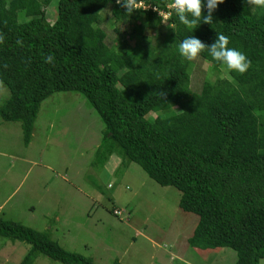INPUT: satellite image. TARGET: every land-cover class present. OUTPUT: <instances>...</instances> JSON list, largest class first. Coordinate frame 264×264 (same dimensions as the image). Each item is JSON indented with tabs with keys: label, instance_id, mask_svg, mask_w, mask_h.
Here are the masks:
<instances>
[{
	"label": "trees",
	"instance_id": "obj_1",
	"mask_svg": "<svg viewBox=\"0 0 264 264\" xmlns=\"http://www.w3.org/2000/svg\"><path fill=\"white\" fill-rule=\"evenodd\" d=\"M52 1L0 0V82L10 93L0 117L18 121L28 143L43 100L81 93L103 123L96 157L113 150V139L150 178L177 188L179 207L198 216L191 247L230 248L232 264L264 263V8L224 0L209 24L202 0V17L189 28L169 7L173 0H138L143 7L131 14L115 0H55L50 23ZM104 13L113 37L101 26ZM217 33L251 66L243 74L229 71L206 47L198 58L211 62L213 79L192 88L195 62L178 46L191 36L210 46ZM0 236L29 245L18 264H33L41 254L62 264H95L49 231L1 216Z\"/></svg>",
	"mask_w": 264,
	"mask_h": 264
},
{
	"label": "rangeland",
	"instance_id": "obj_2",
	"mask_svg": "<svg viewBox=\"0 0 264 264\" xmlns=\"http://www.w3.org/2000/svg\"><path fill=\"white\" fill-rule=\"evenodd\" d=\"M56 6L53 0L46 8L50 23ZM109 20L104 13L101 26L113 37ZM200 58L191 71L195 89L213 79L211 62ZM221 72L226 76V69ZM9 94L0 82V105ZM102 130L78 92H54L42 101L28 143L18 121L0 117V216L49 231L63 248L95 264H232L230 248L207 253L189 245L198 216L179 207L177 188L150 178L116 141L108 143L113 150L102 148L100 166L94 163ZM28 248L0 236V264H18ZM33 264L62 263L41 254Z\"/></svg>",
	"mask_w": 264,
	"mask_h": 264
},
{
	"label": "clouds",
	"instance_id": "obj_3",
	"mask_svg": "<svg viewBox=\"0 0 264 264\" xmlns=\"http://www.w3.org/2000/svg\"><path fill=\"white\" fill-rule=\"evenodd\" d=\"M223 2L224 0H207L206 7L208 14L203 16L204 23H212L213 11L218 4ZM246 2L249 5L264 8V0H246ZM115 3L125 8L128 14L143 7V4L138 3V0H115ZM204 6L202 0H173L169 5L178 15L179 21L189 28H192L200 20ZM188 14H191L193 19L190 20ZM167 19L168 17H165V20ZM3 39V35H0V43L3 42ZM17 43H21V41L18 40ZM228 44V37L222 33H217V39L210 46L206 45L199 38L191 36L179 44L178 51L184 59L193 61L207 47L212 59L225 65L229 71H236L241 74L245 73L251 66V61L240 51L229 48ZM53 59L52 56H47L45 62L52 63Z\"/></svg>",
	"mask_w": 264,
	"mask_h": 264
},
{
	"label": "built area",
	"instance_id": "obj_4",
	"mask_svg": "<svg viewBox=\"0 0 264 264\" xmlns=\"http://www.w3.org/2000/svg\"><path fill=\"white\" fill-rule=\"evenodd\" d=\"M114 213H117L118 214L119 213V210H114Z\"/></svg>",
	"mask_w": 264,
	"mask_h": 264
},
{
	"label": "crops",
	"instance_id": "obj_5",
	"mask_svg": "<svg viewBox=\"0 0 264 264\" xmlns=\"http://www.w3.org/2000/svg\"><path fill=\"white\" fill-rule=\"evenodd\" d=\"M97 166H100V164H99V165H97Z\"/></svg>",
	"mask_w": 264,
	"mask_h": 264
}]
</instances>
